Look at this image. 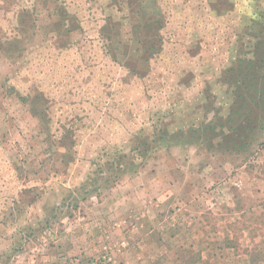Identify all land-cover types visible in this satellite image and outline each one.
<instances>
[{
    "label": "rangeland",
    "instance_id": "obj_1",
    "mask_svg": "<svg viewBox=\"0 0 264 264\" xmlns=\"http://www.w3.org/2000/svg\"><path fill=\"white\" fill-rule=\"evenodd\" d=\"M0 264H264V0H0Z\"/></svg>",
    "mask_w": 264,
    "mask_h": 264
},
{
    "label": "trees",
    "instance_id": "obj_2",
    "mask_svg": "<svg viewBox=\"0 0 264 264\" xmlns=\"http://www.w3.org/2000/svg\"><path fill=\"white\" fill-rule=\"evenodd\" d=\"M247 83V82H246ZM236 92V90H235ZM213 129V127H212ZM130 157L128 155H119L118 158L113 162L111 163V166L113 167L114 165L116 166V169L117 171L119 172H124L125 170H127L128 166L131 165V162H130ZM110 170V169H108ZM108 170L106 171V175H107V178L106 180L108 181L109 179H111V176H109L110 174V171L108 172ZM116 178H119L118 176H114V179L116 180ZM114 180V181H115ZM110 181V180H109ZM113 181V182H114Z\"/></svg>",
    "mask_w": 264,
    "mask_h": 264
}]
</instances>
